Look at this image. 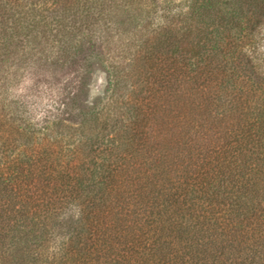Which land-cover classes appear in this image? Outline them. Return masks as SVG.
I'll use <instances>...</instances> for the list:
<instances>
[{"label": "trees", "instance_id": "obj_1", "mask_svg": "<svg viewBox=\"0 0 264 264\" xmlns=\"http://www.w3.org/2000/svg\"><path fill=\"white\" fill-rule=\"evenodd\" d=\"M63 1L0 0V71L46 14L89 30L114 0ZM184 1L155 27L132 0L124 117L73 128L12 99L20 63L0 76V264H264V0Z\"/></svg>", "mask_w": 264, "mask_h": 264}, {"label": "rangeland", "instance_id": "obj_2", "mask_svg": "<svg viewBox=\"0 0 264 264\" xmlns=\"http://www.w3.org/2000/svg\"><path fill=\"white\" fill-rule=\"evenodd\" d=\"M63 2L66 3L65 0ZM184 2L148 0L150 7L158 12L152 13L153 17L148 18L147 22H155V27L162 24L164 20L161 15L166 10L161 8L171 7L174 15ZM136 5L132 0H114L111 3L112 11H105L107 16L104 15L95 26L88 27L89 30H85L86 25L79 23L77 17H58L60 26L53 17L55 15L46 14L47 21L52 23L46 32L20 36L15 41L18 53L9 60L4 57L0 76L8 75L7 72H12L16 64L22 65L16 79L9 83L12 99L17 104L22 103L35 110L36 115L42 113L44 108L63 103L65 107L61 106L60 117L66 125L73 128L77 127V115L83 111L91 112L95 108H106L105 113L114 112L124 117L125 110L129 107L124 103L125 98L130 94V89L138 86L135 85L136 79H129V76L124 81L128 85L127 89L130 87L129 90L114 89L111 65L116 64L121 71L127 67L123 75L130 73L127 65L130 63V54L134 51L131 43L137 32L135 26L139 23V20L135 21L133 18L137 17L134 10ZM126 11L131 18L125 16ZM113 14L119 16L114 18ZM144 17L146 24L147 15L144 14ZM122 20L125 21L123 25L114 26V22ZM60 28L64 29V33L57 34V29ZM106 39L108 41L102 43ZM90 40L96 41V46L91 47ZM63 49L68 51L67 58L62 57ZM73 117L77 119L75 122L68 120Z\"/></svg>", "mask_w": 264, "mask_h": 264}]
</instances>
